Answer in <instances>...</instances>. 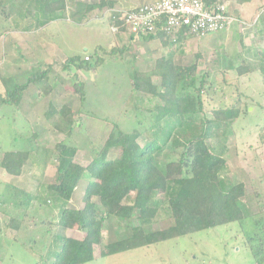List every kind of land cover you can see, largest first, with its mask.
I'll return each instance as SVG.
<instances>
[{"label":"rangeland","instance_id":"1","mask_svg":"<svg viewBox=\"0 0 264 264\" xmlns=\"http://www.w3.org/2000/svg\"><path fill=\"white\" fill-rule=\"evenodd\" d=\"M106 1L101 8L75 21L70 17L75 5L66 0V9L58 12L61 18L36 29L31 18L19 19L21 6L11 8V23L0 14V94L5 92L3 80L21 83L35 71L47 70L46 77L30 84L16 102L0 105V264H47L51 247L55 248L51 240L54 235L83 238L84 232L75 222L70 228L57 225L60 205L47 190L56 177L49 152L59 141L71 143L77 146L75 162L87 165L110 137L113 124L122 133L136 130V141L144 146L149 141L146 127L151 117L132 108V73L152 70L156 60L164 56H171L181 73L197 77L205 73V109H239L238 117L225 125L210 124L207 142L214 153L211 170L227 182L244 184L245 193L240 199L245 214L243 224L231 222L101 257L107 242L125 238L129 232L123 223L110 217L103 224L101 242L94 245L95 258L82 264H256L252 247L259 239L249 242L245 232L258 235L264 246V0H251L237 11L227 5L232 19L221 31L204 36L187 34L176 41L169 37L164 44L160 38L134 37L127 30L111 26L115 10L147 1ZM72 56L79 59L65 66ZM98 56L102 61L90 69ZM79 62L83 65L80 68ZM239 65L246 71L237 75ZM150 81L160 84L155 74ZM78 82L82 85L76 86ZM78 87L85 93L83 102ZM51 106L56 110L69 108L70 135L55 128V124L65 126L66 118L60 111L46 117ZM204 114L212 118L209 110ZM196 119L193 125L199 130ZM181 143L182 139L168 142L155 154V163L163 169L165 163L179 159L184 150ZM14 150L30 151L17 181L1 164L4 153ZM119 150L117 146L110 147L107 156L115 157ZM86 183L85 179L79 181L68 207H83ZM13 184L25 193L16 202L11 198L16 191L9 188ZM127 201L132 202V197ZM135 216L136 212L131 217L132 224L138 223ZM163 216L157 222L159 227L170 223Z\"/></svg>","mask_w":264,"mask_h":264},{"label":"trees","instance_id":"2","mask_svg":"<svg viewBox=\"0 0 264 264\" xmlns=\"http://www.w3.org/2000/svg\"><path fill=\"white\" fill-rule=\"evenodd\" d=\"M73 1L71 0L72 3ZM202 1L206 5H228V0ZM74 2L70 17L75 21L107 3L106 0H99V3ZM14 6L23 8V13L18 14L19 19L31 18L36 29L61 18L62 15L58 12L66 9V0H0V14L10 23L13 13L11 8ZM117 16L118 12L115 10L111 15V26L120 31L127 30ZM184 36L182 29L178 30L174 40H181ZM145 37L160 38L164 44L167 38L172 36L158 31ZM78 59L77 56L69 57L65 66L75 64ZM81 60L82 64H85V59ZM101 61L102 58L98 56L95 63H90V69ZM81 62L77 64L79 68L83 66ZM235 71L238 75L246 70L244 66L239 65ZM153 74L160 78L159 85L151 83L150 76ZM46 75L45 69L35 71L21 83H16L10 78L3 80L5 92L0 94V105L13 104L30 84L37 83ZM205 78V73L199 77L190 72L181 73L175 69L171 56L160 57L152 70L132 73V92L135 95L132 108L139 114L147 112L151 117L146 127L149 131V141L144 146L137 143L136 136L139 134L136 130L122 133L114 124L110 137L87 165L75 162L76 145L65 141L54 145L49 156L54 159L56 177L53 183L47 185V190L51 192L53 201L58 202L57 206L60 205L57 225L64 229L72 227L75 222L78 229L84 232V236L78 239L54 235L51 240L52 244L54 241L55 248L51 247L47 264L49 261V264H82L92 261L95 258L94 245L101 242L103 224L110 217L123 223L129 232L125 238L107 242L104 246L105 253L101 257L231 222H239L242 226L245 214L240 199L245 193L244 184L227 182L216 171L211 170L214 153L207 142L210 124L216 127L225 125L238 117L239 109L234 106L205 109ZM78 85L82 84L78 82L76 86ZM82 87H78L81 102L85 97ZM205 110L211 112L212 118L206 117ZM57 111H60L66 120L65 126L55 124V128L70 135L72 121L67 114L69 108L56 110L51 106L46 117ZM196 118L199 130L193 125ZM180 139L184 147L180 158L167 162L163 169L160 168L155 163V154L168 142H177ZM113 146L119 147L120 150L117 156L109 158L107 154ZM4 154L5 161L1 164L5 171L18 175L30 156V151L14 150ZM44 156L48 158L46 152ZM84 179L87 183L82 197L83 207H68L67 202L76 186ZM9 188L14 190L12 192L16 191L13 197L11 196L15 202L20 199V195L25 194L21 189ZM159 194L161 196L158 198ZM26 196L30 199L36 198L29 194ZM131 197L132 202L127 201ZM93 198H97L96 201ZM35 200L37 201V198ZM26 201L29 202V199ZM135 212L138 223L132 224L131 217ZM161 214L165 215L161 218H169L170 223L159 227L157 222L159 224ZM16 224H12L14 228L19 227ZM245 238L249 242L259 239L257 246L252 247V254L256 264L264 263L262 239L248 230L245 232ZM58 239L60 243L57 242Z\"/></svg>","mask_w":264,"mask_h":264},{"label":"built area","instance_id":"3","mask_svg":"<svg viewBox=\"0 0 264 264\" xmlns=\"http://www.w3.org/2000/svg\"><path fill=\"white\" fill-rule=\"evenodd\" d=\"M116 11V18L134 37L162 31L174 39L181 29L184 35L204 36L223 30L232 19L225 3L206 5L202 0H154Z\"/></svg>","mask_w":264,"mask_h":264},{"label":"crops","instance_id":"4","mask_svg":"<svg viewBox=\"0 0 264 264\" xmlns=\"http://www.w3.org/2000/svg\"><path fill=\"white\" fill-rule=\"evenodd\" d=\"M140 1L141 0H119V2L122 4V2H125V3H140ZM150 2V1H152V0H142L141 2L143 3V2ZM250 1L251 0H249V1H243V2H239L238 0H228L227 1V4H228V6H230V8H231V6L233 7V9L235 8L236 9V11L237 10H240V9H242L243 8V6L246 4V3H250ZM253 1V0H252ZM239 7V8H238ZM238 8V9H237ZM42 118L44 119V117H43V115H42ZM22 172V171H21ZM10 176H11V178H14L16 181H17V179H19L20 178V175H21V173L20 174H18V175H12V174H9ZM13 188H15L16 190H23L21 187H19L18 185H15V184H13V185H11ZM77 187V186H76ZM34 199V198H33ZM71 200V199H70Z\"/></svg>","mask_w":264,"mask_h":264}]
</instances>
